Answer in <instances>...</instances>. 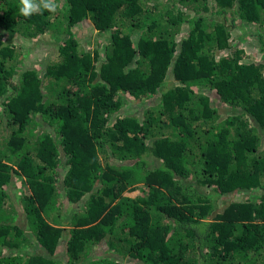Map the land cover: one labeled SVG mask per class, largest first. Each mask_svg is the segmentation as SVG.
<instances>
[{"label":"trees","instance_id":"1","mask_svg":"<svg viewBox=\"0 0 264 264\" xmlns=\"http://www.w3.org/2000/svg\"><path fill=\"white\" fill-rule=\"evenodd\" d=\"M56 4L0 0V264H264V0Z\"/></svg>","mask_w":264,"mask_h":264},{"label":"clouds","instance_id":"2","mask_svg":"<svg viewBox=\"0 0 264 264\" xmlns=\"http://www.w3.org/2000/svg\"><path fill=\"white\" fill-rule=\"evenodd\" d=\"M56 0H18V11L24 17L41 13L42 10L55 12Z\"/></svg>","mask_w":264,"mask_h":264},{"label":"rangeland","instance_id":"3","mask_svg":"<svg viewBox=\"0 0 264 264\" xmlns=\"http://www.w3.org/2000/svg\"><path fill=\"white\" fill-rule=\"evenodd\" d=\"M79 28L80 27L78 26V30H79V33H80V29L81 28L80 29ZM252 30H253V27H252ZM83 31L84 30H82V32L80 33L81 48L87 46L88 49H90L91 51H94V48L98 44V41L102 42L103 39L100 38V37H98L96 34L95 35H92V34L85 33ZM99 44H98V46H100ZM138 193H139V190H132V191H129V192L127 191L124 194L126 196H129V197H134ZM11 195H12V191H11Z\"/></svg>","mask_w":264,"mask_h":264}]
</instances>
